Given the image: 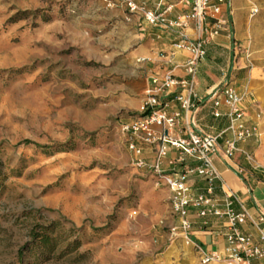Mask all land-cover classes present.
Instances as JSON below:
<instances>
[{
  "label": "rangeland",
  "instance_id": "374dc122",
  "mask_svg": "<svg viewBox=\"0 0 264 264\" xmlns=\"http://www.w3.org/2000/svg\"><path fill=\"white\" fill-rule=\"evenodd\" d=\"M134 42L102 0H0V264H154L173 240L121 132Z\"/></svg>",
  "mask_w": 264,
  "mask_h": 264
},
{
  "label": "crops",
  "instance_id": "0c3cea01",
  "mask_svg": "<svg viewBox=\"0 0 264 264\" xmlns=\"http://www.w3.org/2000/svg\"><path fill=\"white\" fill-rule=\"evenodd\" d=\"M103 1V0H102ZM139 6L147 9L155 8L158 2L172 5L171 12L166 16L168 20H183L190 11L188 0H133ZM220 6L221 16L228 22V27L205 47V57L199 62L195 77L194 91L196 98L192 99L195 112H181L180 124L174 129V135L185 136L187 131L202 136L214 137L217 140L219 151L212 155V164L219 178L212 184V202L219 210L225 209V199L230 198L235 212L243 210L249 215L240 231L249 239L251 245L264 251L261 237L264 235V0H223ZM105 5V3L103 2ZM106 6V5H105ZM108 8V7H107ZM110 9L128 26L133 28L135 42L128 56L121 62L123 69H130L134 73L133 80L122 83L123 91L130 95L145 96L149 89V78H159L169 74L175 78L184 76V62L187 56L185 51H172V44L177 40V30H167L164 27L149 26L139 15L130 16L123 7L114 6ZM255 9V13L251 11ZM183 33L195 40L200 35L193 21L187 22ZM249 54L250 65L245 60ZM226 74L229 85L240 95H243L241 108L246 113L247 125L257 127L259 136L246 143H237V151L231 158L224 157V143L232 139L227 131L229 108L222 95H217L219 106L214 108L210 94L217 87ZM133 78V77H132ZM179 89L169 92L165 104L169 113L178 110L179 104L175 94ZM142 102L138 104L137 115ZM219 117L213 115L214 111ZM143 158L147 163L155 161L156 146L141 144ZM242 151V152H241ZM245 154L252 160H248ZM175 153H169V164L162 169L164 173L174 174L183 171L186 167L194 166L187 160L184 164L174 163ZM189 186L193 195L206 193L207 183L195 175L189 177ZM168 198L170 192L162 189ZM171 226L178 227L177 216ZM191 222L190 243L186 244L182 235L166 244L160 243L156 249L157 262L154 264H201L197 246L207 252L217 253L221 258L226 256V219L207 216L200 218L194 209L189 210ZM157 243V242H156ZM251 264H264V258L249 260ZM222 264V263H219Z\"/></svg>",
  "mask_w": 264,
  "mask_h": 264
},
{
  "label": "built area",
  "instance_id": "2783aa9c",
  "mask_svg": "<svg viewBox=\"0 0 264 264\" xmlns=\"http://www.w3.org/2000/svg\"><path fill=\"white\" fill-rule=\"evenodd\" d=\"M184 1V0H181ZM190 11L181 20H168L166 16L171 12L172 5L158 2L153 9L139 6L133 0H103L106 7H123L130 15H139L149 26H162L167 30H177V40L172 44L173 55L178 51L187 53L184 62V76L180 79L169 74L162 78L151 76L149 78V89L145 95L139 115L133 117L129 122L121 125V132L127 136V148L135 158V166L147 169L156 187H165L170 192L168 198V210L179 220L178 227L171 226L169 235L172 239L182 235L186 244L190 243L191 222L189 210L194 209L198 217L206 218L214 216L226 219L225 239L227 244L226 256L221 258L217 253L207 252L203 247L197 246L201 264H251L250 259L264 258V251L251 245V242L240 231V226L249 219L246 211L235 212L232 208L230 198L225 199L223 211L216 208L212 202V184L219 178L212 164V155L220 149L214 137L202 136L192 131H187L185 136L174 135V129L180 124L181 112H195L192 99L196 98L194 91L195 77L199 62L205 57V47L212 42L222 31L227 29L228 22L221 16L220 6L223 0H188ZM253 9L251 13H255ZM193 21L196 30L200 34L197 39L192 40L183 33L187 28V22ZM245 60L250 65L249 54H245ZM179 89L175 94V100L179 104L176 111L169 113L166 108V98L173 89ZM225 98L229 108L227 114L229 125L227 131L231 133L232 139L224 143L223 154L231 158L238 150L237 143H246L260 134L254 125L245 122L246 113L241 108L243 95L238 94L229 85L226 74L222 75L221 81L210 94L214 99L213 106L217 108L219 102L217 95ZM215 117L219 113L213 112ZM141 144L156 146L155 161L148 165L143 158V147ZM174 152L175 164H184L187 160L194 163L192 167H186L179 173H164L162 167L169 164V153ZM242 152V151H241ZM248 160L252 158L245 154ZM195 175L207 183L206 193L193 195L189 186V177ZM264 182V171L262 172ZM264 243V235L261 237Z\"/></svg>",
  "mask_w": 264,
  "mask_h": 264
},
{
  "label": "trees",
  "instance_id": "16d2710c",
  "mask_svg": "<svg viewBox=\"0 0 264 264\" xmlns=\"http://www.w3.org/2000/svg\"><path fill=\"white\" fill-rule=\"evenodd\" d=\"M26 144H29L30 142H25ZM38 147V146H37ZM44 149H47L45 147H43ZM152 180L154 182V177H152ZM162 189H166L165 187H163ZM44 231L42 232H38V233H35V231L31 232V239L34 241V242H38L39 245H41L42 247L44 248H50V247H54V242L55 240L50 237L48 235V233L46 232V229H43Z\"/></svg>",
  "mask_w": 264,
  "mask_h": 264
}]
</instances>
